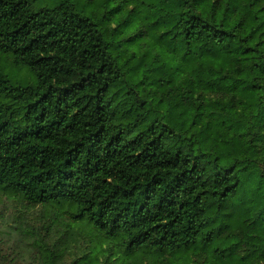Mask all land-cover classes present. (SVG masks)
<instances>
[{
    "label": "trees",
    "instance_id": "obj_1",
    "mask_svg": "<svg viewBox=\"0 0 264 264\" xmlns=\"http://www.w3.org/2000/svg\"><path fill=\"white\" fill-rule=\"evenodd\" d=\"M40 1L0 0V193L80 226L40 264H264V0Z\"/></svg>",
    "mask_w": 264,
    "mask_h": 264
},
{
    "label": "rangeland",
    "instance_id": "obj_2",
    "mask_svg": "<svg viewBox=\"0 0 264 264\" xmlns=\"http://www.w3.org/2000/svg\"><path fill=\"white\" fill-rule=\"evenodd\" d=\"M36 3L37 7L45 4L40 0ZM0 70L8 74L14 85L35 84L37 81L27 66L14 64L12 57L1 52ZM54 211L57 210L43 205L31 206L16 197L0 193V264H40L41 241L53 247L59 234L68 229L80 230L70 214L61 213L58 216ZM73 259V252L63 257L66 264Z\"/></svg>",
    "mask_w": 264,
    "mask_h": 264
}]
</instances>
